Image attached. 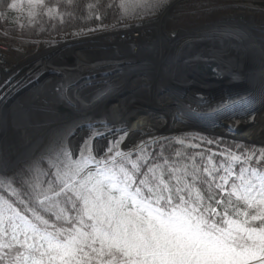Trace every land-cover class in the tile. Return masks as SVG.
Wrapping results in <instances>:
<instances>
[{"label":"snow or ice","instance_id":"6c2138e0","mask_svg":"<svg viewBox=\"0 0 264 264\" xmlns=\"http://www.w3.org/2000/svg\"><path fill=\"white\" fill-rule=\"evenodd\" d=\"M61 3L75 6L27 0L28 25L42 14L63 23ZM166 4L97 0L86 19L111 11L119 23ZM0 7L23 11L16 2ZM78 128L87 135L75 151L71 128L39 158L0 174V264H264V147L221 148L188 134L148 136L125 150L118 126Z\"/></svg>","mask_w":264,"mask_h":264},{"label":"bare ground","instance_id":"6f19581e","mask_svg":"<svg viewBox=\"0 0 264 264\" xmlns=\"http://www.w3.org/2000/svg\"><path fill=\"white\" fill-rule=\"evenodd\" d=\"M168 22L164 14H159L153 22L138 24L135 35L132 30L125 31L122 38H117L116 33L106 32L76 43H58L16 65L21 67L16 69L20 72L27 69L22 66L27 63L31 70L39 68V72H45L44 80L54 79L50 72L63 77L36 95L33 91L37 85L20 93L27 94L21 102L23 105L7 112L0 134V171L11 168L12 171L21 161L39 158L65 139L71 128L78 129L70 142L75 151L87 135L78 126L89 122L99 126V121L104 120L126 131L127 137L121 145L125 150L148 136L158 137L170 124L175 125L174 134L188 131L175 122L170 123L175 114L169 112L174 111L170 109L175 100L168 99L165 93L171 84L188 93L195 86L209 88L210 83L217 86L213 69L209 75L201 71V67L212 65L217 67L216 78L224 77L233 85L245 84L247 94L255 93L262 100L247 120L240 123L233 119L229 126L233 124L235 133L239 134L236 140L242 143L263 142L264 40L259 34L263 28L245 18L223 19L191 30H179L173 36L166 33ZM7 54V50L0 51V94L6 90L9 75L16 72L7 70L13 62ZM61 91L71 105L69 113L60 102ZM160 114L163 119L154 117ZM106 143L102 140L95 147L101 149Z\"/></svg>","mask_w":264,"mask_h":264},{"label":"water","instance_id":"95a60500","mask_svg":"<svg viewBox=\"0 0 264 264\" xmlns=\"http://www.w3.org/2000/svg\"><path fill=\"white\" fill-rule=\"evenodd\" d=\"M68 50H70V48ZM67 59L68 57L66 58V60ZM71 63L74 64L75 61L71 60ZM65 64L70 63L67 62ZM201 68V71L204 73V75H209L210 73H212V69L216 72L213 77L214 81H217L218 83L217 86L212 85L211 83L209 84V88L195 86L192 87L190 93H188L189 91L183 89L182 87H179L176 84H171L168 86V89L165 93L168 99L175 100V102L172 103L173 106L171 107L173 109H170L174 111L169 112L175 114L172 120H170L169 118L170 123L171 121L175 122L177 123L176 125H179V127L188 130H183V132L180 130L179 133H176L174 135L198 134L203 137L214 138L218 141L229 140L232 142L242 143L240 140H236V136H238L239 134L235 133L233 124L229 126V123L233 119H236L240 123L241 121L247 120L251 116L250 112H252L255 107H258L262 100H259L255 93L253 94L252 92H248L247 94V88L245 84L233 85L228 81H225L224 77L216 78L219 76H217V67H215L214 65H212V67L206 66ZM38 69H35V71L34 69L29 71L27 70L25 72H20L19 70L16 71L15 74H13L14 76L7 78L6 90H4V92L0 94V113L2 115L0 117V134L3 130L2 121L3 119H6L5 115H7V112L11 113V111L15 110L17 107H20V104L23 105L21 102L27 97V94L20 95V93L27 92V90H30V87L37 85V89L35 88L37 92L33 91V94L36 95L42 89L50 88L56 83H59L61 78L63 77L58 73L54 74L50 72L48 74L53 75L54 79L49 78L44 80L42 79V75L45 74V72H39ZM5 73H8V71H6ZM206 80H209V78L206 77ZM85 85L88 86V84ZM60 98V102L64 104L63 106L65 109L63 110L68 111V113L69 111H72V109H70L71 105L65 99L62 91L60 93ZM188 108H190L191 110ZM217 109H219V111H217ZM162 114L156 115L155 118L159 117L158 119H163ZM176 114L178 115V117H175ZM179 120L181 121V123ZM184 125H186V127ZM223 126L225 127L223 128ZM169 128L174 131L175 125ZM229 129L232 131L229 132ZM223 131H225L224 134H222ZM257 145H264V143L261 142ZM33 159L35 158H32V160ZM16 165L13 170L17 167ZM11 169H9L7 172L2 171V174H8Z\"/></svg>","mask_w":264,"mask_h":264},{"label":"rangeland","instance_id":"374dc122","mask_svg":"<svg viewBox=\"0 0 264 264\" xmlns=\"http://www.w3.org/2000/svg\"><path fill=\"white\" fill-rule=\"evenodd\" d=\"M190 1H194V0H167V4L165 5V7L160 12L152 16H144L140 19H128L124 22H119V23L115 22V23L109 24L108 26L106 25L105 28H102V27L96 28L95 31H91V32H89L88 30L68 32L66 34L60 35V38L45 41V42H38L36 43V45L34 44V46L32 44H30L31 46H24V43L26 42L23 40L20 41V39H19V42H21L20 44H14V45L8 44L5 40H8L9 37L7 36V34L2 32L0 34L3 36V38L0 39V44H2V47L4 46L5 49L8 51L7 57L10 60L13 59V62H12L13 64L11 63L10 66L7 67V70H10V73L16 71V69H19L21 67H15V66L28 60L30 58L29 55H33L35 52L37 53L43 52L44 50L49 49L50 47L55 46L58 43H64V42L76 43L80 41L82 38H89V36H94V35H98V36L104 35L106 34V32L116 33L117 38L119 37L122 38L123 32L125 31L132 30V33L134 34V32L137 30L135 28L138 24L149 22V21L151 22L155 20L159 14H164L166 19L169 20L167 27H166L167 29L166 33L171 34L173 36L179 30H183V31L191 30L196 27H200L206 24L207 22H212V21L214 22V21L223 20V19H233L234 21H237L239 18H245L249 21L250 20L254 21L259 27L263 28L260 30V33L259 32L258 33L264 40V0H201L200 5L204 3L207 4L203 8V10L198 9L197 11H195V10L190 9L186 13H181V14L178 13V7L185 6V3L190 2ZM189 13L192 15H196V13L198 15H202L206 13L205 19L197 22L196 24H191L192 22L185 23L179 20L181 18L188 17L187 14L189 15ZM174 20H178V22L175 24L173 22ZM22 66L27 67V69L23 67L24 70H22V72L27 71L31 67L30 65H28V63ZM31 69L32 68H30L29 70ZM11 76H14V75L10 74L9 77ZM154 117H156V115ZM175 117H178V115L176 114ZM169 127H172V124ZM169 127H167V129L164 132L158 135V137L171 138L174 136L183 135V134L174 135V133H172L173 130H171V128ZM262 141H263L262 143H264V139ZM221 142L222 144L229 142L233 144H244V145L251 146L250 144H247V143L232 142L229 140L221 141ZM255 146L264 147V145H260V146L255 145ZM31 161L32 159L19 163L18 166L14 170L10 171L8 174H12L13 172L29 164ZM0 174H2V171H0Z\"/></svg>","mask_w":264,"mask_h":264},{"label":"trees","instance_id":"16d2710c","mask_svg":"<svg viewBox=\"0 0 264 264\" xmlns=\"http://www.w3.org/2000/svg\"><path fill=\"white\" fill-rule=\"evenodd\" d=\"M2 2H16L23 9V11L21 12L10 9L4 10L2 7H0V11H3V15H0V33L4 32L5 34H7L9 39L4 40L8 44L12 45L20 44V39V41L23 40L26 42L24 43V46H31L30 44L34 46V44L36 45V43L38 42H45L60 38V35L66 34L68 32L83 31L93 27L105 28L106 25L108 26L109 24L117 22L116 15L111 11L107 12L103 20H97L94 17L92 19H86L90 12L86 5H88L89 3H97V0H75L74 7H68L65 4L61 3L60 11L65 13L63 16V23L60 22L59 17L49 19L47 15L42 14L36 18L32 26H29L26 16L27 0H2ZM49 2L55 4V0H49ZM104 2H108V0H104ZM200 4L201 0L187 2L185 3V6L178 7V13H186L190 9L195 11H197L198 9L203 10L205 5H207L206 3L202 5ZM68 12H71L72 15L69 16L67 14ZM205 14L206 13L198 15L196 13V15H192L189 13V15L187 14L188 17H184L179 20L185 23L192 22L191 24H196L197 22L205 19ZM6 19L9 21L8 23H5ZM173 22L176 24L178 20H174ZM19 23L24 24L23 30L18 27ZM2 38L3 36L0 34V39ZM234 145L236 144L226 142L222 144L221 148L224 146L233 147ZM203 147H211L215 151L220 150L216 148L215 145H204ZM189 151H199V149H190ZM221 158L222 157H216L215 159L219 160Z\"/></svg>","mask_w":264,"mask_h":264},{"label":"built area","instance_id":"2783aa9c","mask_svg":"<svg viewBox=\"0 0 264 264\" xmlns=\"http://www.w3.org/2000/svg\"><path fill=\"white\" fill-rule=\"evenodd\" d=\"M1 50H6L4 46L2 47V44H0V51ZM1 55H3V52L1 53Z\"/></svg>","mask_w":264,"mask_h":264}]
</instances>
